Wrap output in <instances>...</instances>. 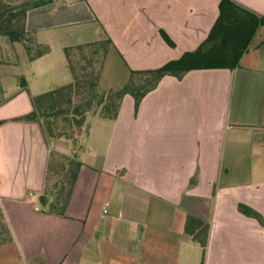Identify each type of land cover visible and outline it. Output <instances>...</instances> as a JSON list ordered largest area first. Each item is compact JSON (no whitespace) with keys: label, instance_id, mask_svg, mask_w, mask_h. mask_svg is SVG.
<instances>
[{"label":"crops","instance_id":"0c3cea01","mask_svg":"<svg viewBox=\"0 0 264 264\" xmlns=\"http://www.w3.org/2000/svg\"><path fill=\"white\" fill-rule=\"evenodd\" d=\"M231 1L264 16V0ZM218 4L52 0L25 18L47 54L19 60L0 37V208L11 235L0 264H264V225L238 211L245 204L264 216V26L237 67L168 75L137 113L126 95L114 121L90 115L81 150L50 142L39 120L23 119L50 90L54 57L67 66L64 47L108 38L97 90H117L130 71L196 50ZM81 22L90 27L72 28ZM244 112L256 122L238 124ZM52 149L82 163L64 217L37 204ZM188 215L208 224L204 249L185 231Z\"/></svg>","mask_w":264,"mask_h":264},{"label":"trees","instance_id":"16d2710c","mask_svg":"<svg viewBox=\"0 0 264 264\" xmlns=\"http://www.w3.org/2000/svg\"><path fill=\"white\" fill-rule=\"evenodd\" d=\"M50 2L52 0H28L11 5L0 0V37H5L10 43H22L29 61L47 54L50 48L37 44L33 34L26 31V13ZM261 26H264V16L257 15L231 0H219L216 21L207 38L196 50L186 52L180 58L156 69L130 71L123 87L105 93H99L97 86L111 41L103 38L64 47L63 53L71 75L70 82L35 96L32 99L34 111L23 119L39 120L50 142L63 138L70 141L74 150H81L88 115L114 121L124 96L132 97L134 112L137 113L142 99L165 76L171 75L180 79L190 70L237 67L242 54ZM162 35L168 45H174L164 33ZM59 123H66L68 129L61 130ZM81 166L82 163L74 154L66 156L53 149L50 151L44 187L37 198V204L43 212L65 216ZM238 211L264 225V216L253 208L239 204ZM185 231L194 243L202 249L205 248L208 231L206 222L188 215ZM10 241V231L0 208V244Z\"/></svg>","mask_w":264,"mask_h":264},{"label":"rangeland","instance_id":"374dc122","mask_svg":"<svg viewBox=\"0 0 264 264\" xmlns=\"http://www.w3.org/2000/svg\"><path fill=\"white\" fill-rule=\"evenodd\" d=\"M89 27H90L89 23L81 22L80 24L75 25L72 28L74 30H80V29L84 30L85 28H89ZM14 44L17 48L16 50H17V54L19 56V60H22L23 58H26L28 60L23 44L22 43H14ZM63 55H64L63 53L62 54L60 53V56L62 58H63ZM54 59H55V63H51L49 65V69H48L50 72L48 74L49 79H50V85H51L50 89H52L56 86H61V85L65 84L68 81L69 77L71 78L68 67L66 66L63 68L62 63H60V61H58V59H56V57H54ZM9 85H12V90L14 91L15 85L14 84H9ZM90 117H91L90 115L87 116V120H91ZM236 121L240 125L256 122V120H254L253 115L250 112L242 113L241 115H239V117H237ZM86 125L88 126L89 123H87ZM58 126L61 130H67L68 129V127H67L68 125L66 123H59ZM58 141H61L60 138H58ZM82 144L83 145L85 144V140H82ZM0 245H3V244H0Z\"/></svg>","mask_w":264,"mask_h":264},{"label":"built area","instance_id":"2783aa9c","mask_svg":"<svg viewBox=\"0 0 264 264\" xmlns=\"http://www.w3.org/2000/svg\"><path fill=\"white\" fill-rule=\"evenodd\" d=\"M104 212H105V210H104Z\"/></svg>","mask_w":264,"mask_h":264}]
</instances>
